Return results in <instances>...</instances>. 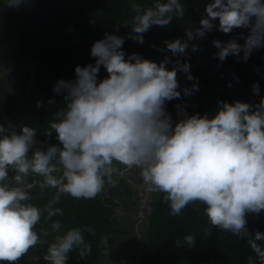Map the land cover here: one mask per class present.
<instances>
[{"label":"clouds","instance_id":"clouds-1","mask_svg":"<svg viewBox=\"0 0 264 264\" xmlns=\"http://www.w3.org/2000/svg\"><path fill=\"white\" fill-rule=\"evenodd\" d=\"M26 3L0 0V7L19 9ZM131 8L134 15L124 26L131 28L128 38L139 44L152 26H168L173 17H185L182 0H152L145 6L131 0ZM199 24L187 28L184 39L164 41L174 62L168 55L157 63L135 52L126 54L125 38L114 33L93 42L94 62L75 66L74 79H59L52 88L63 104L42 135L50 138L55 133L58 143L38 140L35 126L0 123V262L17 264L41 244L48 232L38 226L45 221H52L51 230L57 233L42 257L47 264H67L70 252L81 260L90 256L92 244L85 233L95 236V229L75 226L61 233V222L52 220L63 215L57 205L65 196L95 199L135 168L148 192L163 194L169 215H180L199 202L207 225L245 239L254 253L248 264H264V231L252 233L247 227V214L264 213V96L255 104L219 100L211 115H189L177 104V120L165 107L182 92L190 96L199 90L190 64L180 61L195 38L205 37L214 27L225 34L247 29V35L240 34L243 43L212 41L220 61L235 56L247 62L254 50L264 48V0H208ZM192 48L198 50L195 44ZM101 67L107 75L98 78ZM178 71L194 81L191 88H180ZM252 90L259 94V84ZM36 188L41 197L54 190L43 207L33 202ZM196 237L186 234L176 245L192 247ZM99 246L109 254L107 236ZM32 259L39 264L41 257Z\"/></svg>","mask_w":264,"mask_h":264},{"label":"trees","instance_id":"trees-1","mask_svg":"<svg viewBox=\"0 0 264 264\" xmlns=\"http://www.w3.org/2000/svg\"><path fill=\"white\" fill-rule=\"evenodd\" d=\"M137 2L142 6L152 4V0ZM207 2L208 0H182L184 19L173 17L168 26H152L143 34V44L129 39L131 28L124 26L130 25L134 15L131 0H28L19 9L0 7V71L20 62L34 66L33 74L29 70L18 72L11 85V93L4 100L5 114L13 115L20 104V92L29 85L32 78L38 77V71H43L45 76L42 78L48 82L40 88L41 94L31 102L27 113L18 122L12 123L17 126H35L38 129V140L58 143L55 133L50 138L42 135L52 113L63 104L62 97L54 93L52 88L59 79H74L75 66L94 62V58L90 56L93 42L102 39L105 33H114L125 38L122 48L126 54L135 52L157 63L168 55L174 62L176 57L165 48L164 41L177 37L184 39L187 28L200 27L199 20ZM247 32V29L235 28L231 33L225 34L214 27L205 37L189 42L187 55L181 56L180 61L190 64V72L195 81H198L199 90L190 96H184L182 92L179 99L166 102L165 107L172 114L173 120L180 118L175 107L177 104L183 105L189 115L205 112L211 115L219 100L230 103L235 100L253 104L259 102L261 96H264V48L254 50L247 62L235 56L220 61L215 55L218 49L212 43L217 39H236L243 43L240 34L247 35ZM193 44L198 50L193 51ZM159 48H165V51L161 52ZM166 66L171 68L173 64ZM106 75L101 67L98 78ZM177 80L181 89L185 86L191 88L194 82L189 81L182 71L177 72ZM254 83L259 84V94L252 90ZM29 96L35 98L33 94ZM50 99L55 100V104H49ZM38 102L42 103L41 107H37ZM129 173L131 177L137 175L135 168L129 170ZM132 189L133 186L124 175L116 187H106L95 199L76 200L69 196L62 198L57 206L62 208L63 215L52 218L53 221L61 222L60 232L75 226H89L96 232L95 236L85 233V239L92 244L91 255L81 260L77 252H70L67 264H248L249 255L254 256L245 239L207 225L204 205L194 202L180 215L172 216L169 215L167 204L162 201L163 194L150 193L151 200L144 220L143 248L139 258L135 259V253L131 251L126 254V261L111 263L108 257L118 248L110 246L109 254L105 255V249L99 246V241L102 236H107L110 241L114 235L127 233L121 228L123 220L116 209L119 205L125 208L123 199L132 196ZM53 191L46 190L41 197L39 189H34L33 202L43 207ZM136 201L134 198L131 204L135 206ZM247 219L250 232L264 231V213H249ZM51 222L45 221L38 226L46 230L48 235L41 236L43 242L30 249L17 264H33V256L41 257L39 264H47L42 257L57 235L51 230ZM186 234L197 236L195 245L177 246L176 240L182 239ZM131 238L134 241L137 239L135 235ZM115 240L122 241L118 247L125 244L121 236ZM255 264H259V261Z\"/></svg>","mask_w":264,"mask_h":264},{"label":"rangeland","instance_id":"rangeland-1","mask_svg":"<svg viewBox=\"0 0 264 264\" xmlns=\"http://www.w3.org/2000/svg\"><path fill=\"white\" fill-rule=\"evenodd\" d=\"M29 70L31 74L34 73V66L27 64L26 62H20L13 66L0 71V123L6 122H18L30 107L31 102L41 94L40 88L47 83V80H43L45 73L38 71V77L32 78L29 85L20 92L18 95L19 107L14 111L13 115L8 116L3 109L4 100L7 94L11 93V85L15 81L19 71ZM29 94H33L34 97H30ZM137 175L131 177L129 170L125 171V176L128 178V182L133 186L132 196L124 198L123 202L126 204L125 208L119 205L116 209L117 213L122 217L121 228L127 233L124 235H114L113 239L109 241L110 246L118 248L112 255L108 257V261L111 263H118L126 261V254L129 252L135 253V259H138L143 248L142 238L144 232V220L149 209L150 204V192L144 187L141 177L139 175V169H136ZM136 198V204H131L132 200ZM136 236L134 241L131 237ZM122 237L125 244L121 247L122 241H117L115 238Z\"/></svg>","mask_w":264,"mask_h":264}]
</instances>
